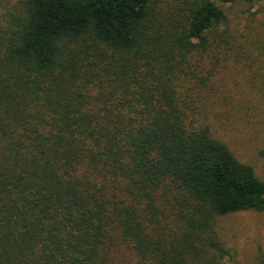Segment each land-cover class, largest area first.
Segmentation results:
<instances>
[{
  "label": "trees",
  "instance_id": "obj_1",
  "mask_svg": "<svg viewBox=\"0 0 264 264\" xmlns=\"http://www.w3.org/2000/svg\"><path fill=\"white\" fill-rule=\"evenodd\" d=\"M2 1L0 264L230 262L217 218L264 210L224 139L264 121L238 1Z\"/></svg>",
  "mask_w": 264,
  "mask_h": 264
},
{
  "label": "rangeland",
  "instance_id": "obj_2",
  "mask_svg": "<svg viewBox=\"0 0 264 264\" xmlns=\"http://www.w3.org/2000/svg\"><path fill=\"white\" fill-rule=\"evenodd\" d=\"M14 1L3 0L2 3L5 6H11ZM237 1L230 15V25L238 33L247 36L252 41H258L257 45L260 44L257 50H253L256 59L252 61V68L260 73V80L255 87H250V81L246 76L250 70H247L248 67L243 69L242 63L240 65L229 63L230 75L236 76V79L238 76L241 77L243 86L240 88L244 101L250 106L257 107L261 103L264 104L261 90L258 93L261 98L256 96L255 101L249 98L264 81V9L259 11V4L254 5L250 8L249 14L246 11L247 4L244 0ZM258 123L261 127L260 134L253 129V123L245 127L240 123H235L232 129L229 128L224 139L233 153L241 161L250 163L256 174L264 180V121ZM216 231L224 247L233 254L230 262L222 259L221 264H264V210H245L219 217L216 220Z\"/></svg>",
  "mask_w": 264,
  "mask_h": 264
}]
</instances>
